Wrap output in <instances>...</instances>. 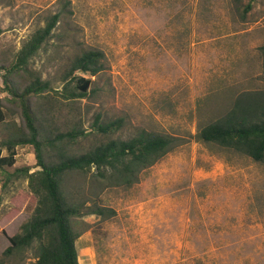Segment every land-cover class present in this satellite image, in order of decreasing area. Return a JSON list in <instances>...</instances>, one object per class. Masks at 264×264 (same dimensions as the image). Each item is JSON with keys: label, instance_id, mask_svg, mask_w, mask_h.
<instances>
[{"label": "rangeland", "instance_id": "rangeland-1", "mask_svg": "<svg viewBox=\"0 0 264 264\" xmlns=\"http://www.w3.org/2000/svg\"><path fill=\"white\" fill-rule=\"evenodd\" d=\"M247 3L0 0V64H10L50 16L64 18L28 71L55 91L34 103L38 118L58 133H83L63 142L66 152L81 155L142 130L179 140L132 187L107 186L95 168L66 181L67 194L106 211L78 218L79 264H264V164L197 138L237 99L264 93V0L245 14ZM92 49L104 53V70L92 78L85 98L67 100L61 77ZM5 89L0 73L3 157L9 155L6 143L23 127ZM69 90L79 92L75 82ZM97 117L100 124L123 125L102 134ZM15 151L14 167L0 170V261L36 264L38 242L4 256L10 237L22 233L38 204L16 173L40 170L34 148Z\"/></svg>", "mask_w": 264, "mask_h": 264}, {"label": "trees", "instance_id": "trees-1", "mask_svg": "<svg viewBox=\"0 0 264 264\" xmlns=\"http://www.w3.org/2000/svg\"><path fill=\"white\" fill-rule=\"evenodd\" d=\"M255 1L234 0L236 5L248 2L245 14L251 12ZM62 20L61 13L50 16L46 26L37 30L23 44L10 64H0L5 91L11 94L10 103L17 105L23 123L16 136L6 143L9 151L7 157L2 155L0 142V170L14 167L15 150L20 146L34 148L36 166L40 169L33 173L30 168L16 171L17 175L24 176L28 181L38 204L30 222L22 226V233L10 237L11 247L4 256L8 258L24 252L38 242L36 264H79L76 244L83 231L76 230L78 218L86 214H106L105 209H93L88 205L89 201L80 203L76 195L67 194L66 181L76 175L88 174L95 168L97 177L107 180V186L129 188L138 182L139 173L151 168L180 146L176 138L142 130L130 140H111L81 155L63 149L61 145L66 139L76 141L83 133H58L38 118L34 103L41 102L55 91L49 82L28 71L30 61L51 39ZM104 60L105 55L100 50L82 52L70 71L61 77L65 89L62 96L67 100L85 98L93 83L92 78L104 70ZM77 72L82 76L76 77ZM74 82L78 93L69 90ZM5 120L6 112L0 104V123ZM96 125L99 132L110 135L118 132L123 123L112 121L100 124V117H97ZM197 138L203 143L233 150L264 164V93L259 97L237 99L227 114L202 128ZM108 172L111 173L108 175ZM16 173L9 177H15ZM0 264L7 263L0 261Z\"/></svg>", "mask_w": 264, "mask_h": 264}, {"label": "crops", "instance_id": "crops-1", "mask_svg": "<svg viewBox=\"0 0 264 264\" xmlns=\"http://www.w3.org/2000/svg\"><path fill=\"white\" fill-rule=\"evenodd\" d=\"M78 244L79 243L77 242V250H78V254H79L80 252H79V249H78ZM79 259H80V254H79Z\"/></svg>", "mask_w": 264, "mask_h": 264}]
</instances>
